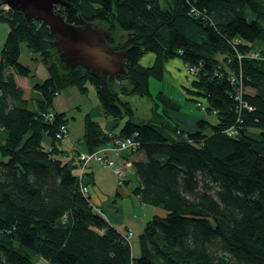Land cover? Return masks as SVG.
<instances>
[{"label":"trees","instance_id":"1","mask_svg":"<svg viewBox=\"0 0 264 264\" xmlns=\"http://www.w3.org/2000/svg\"><path fill=\"white\" fill-rule=\"evenodd\" d=\"M64 2L54 12L68 23L96 20L128 33L113 49L124 52L125 74L104 82L82 67L65 68L51 57L53 35L44 23L19 11L2 16L8 32L0 51V264H31L32 253L47 264H264V5ZM106 40L114 42L112 36ZM21 44L42 59V82L31 80L35 75L19 62ZM251 48L257 57L250 56ZM148 53L155 61L143 67L140 60ZM174 58L196 70L185 97L205 103V117L193 130L178 126L185 139L160 117L134 121L133 109L120 97L150 96L148 79L161 80L165 60ZM21 78L30 87L21 86ZM112 81L123 87L114 89ZM87 84L94 86L104 115L126 118L117 137L137 143L124 156L139 184L133 194L166 213L146 222L136 257L126 235L109 226L81 191L84 180L74 161L61 159L55 135L65 124L63 115L46 118L54 96L68 87L85 91ZM163 101L167 112L176 110L175 103ZM231 127L232 136L226 132ZM84 136L91 150L107 139L91 122Z\"/></svg>","mask_w":264,"mask_h":264},{"label":"crops","instance_id":"2","mask_svg":"<svg viewBox=\"0 0 264 264\" xmlns=\"http://www.w3.org/2000/svg\"><path fill=\"white\" fill-rule=\"evenodd\" d=\"M142 59H145L144 63L142 62ZM154 60L155 56L148 53L141 58L140 64L143 67H150ZM41 61L42 59L40 57L29 53L25 44L20 45L19 62L22 65L27 66L32 74L35 75L36 66ZM182 65L181 61L177 58L169 60L165 67V73L163 72L161 81H156L154 79L150 82L149 88L151 87L156 91L155 93L161 92L165 95H168L165 91V85L175 88L179 96H177L176 99H173L174 102L177 104L185 103V107L189 111V115L182 114L181 116H178L176 114V117L178 120L180 119V121L189 124L190 127L195 121H197V119L203 118V115H201L197 109L195 110L189 105L187 106L186 102L181 103L184 95L183 90L189 87L188 84L183 81L184 71ZM31 80L37 82L42 81L37 80L35 76L31 78ZM19 84L26 87H30L31 85L30 80L27 78L19 79ZM63 91L66 93L63 94V96L59 93V97H55L51 104V110L63 115V119L68 128V135L59 146L60 150H67V153H70L71 150L77 149H81L83 152H88V149L92 146L88 143L84 135L89 122L96 124L103 134L118 135L120 133L121 127L126 118L123 115L121 120H117L104 115L99 107L96 91L93 85L87 84L85 91H81L76 87H68ZM120 97L122 101L128 102L131 106V103L128 100V97H131V95H128V97L120 95ZM149 108L146 109L145 114L140 118L136 117L134 113V121L153 122L150 120V118L153 119V107ZM83 112L84 115L82 116V119L76 122ZM169 134L172 137V133L170 132ZM46 139L47 141H44V145L46 148H49L50 139ZM109 142L110 141L108 140H103L101 145L109 146ZM126 155L127 154L115 155L114 153H107V157L117 163H119L121 158ZM83 180L84 185L89 188L90 202L94 211L100 214L107 221L109 226L113 227L120 234L126 235L127 233H131L128 237L129 243L134 236V233L139 235L147 221L155 216L164 217L166 215L165 211L161 208L145 204L133 194V190L139 186L133 169L129 168V172L126 174V177H124L123 184L121 185H117L116 178L110 169L96 165L84 172Z\"/></svg>","mask_w":264,"mask_h":264},{"label":"water","instance_id":"3","mask_svg":"<svg viewBox=\"0 0 264 264\" xmlns=\"http://www.w3.org/2000/svg\"><path fill=\"white\" fill-rule=\"evenodd\" d=\"M1 4L22 12L27 20L44 23L53 35L49 45L57 49L65 67H82L104 82L125 74L124 52L113 50L128 39L121 29L111 33L115 42L110 45L105 33L92 23L71 24L55 13V6L66 5L64 0H2Z\"/></svg>","mask_w":264,"mask_h":264},{"label":"rangeland","instance_id":"4","mask_svg":"<svg viewBox=\"0 0 264 264\" xmlns=\"http://www.w3.org/2000/svg\"><path fill=\"white\" fill-rule=\"evenodd\" d=\"M1 1L2 0H0V51H1L2 47H3L4 40H5L6 34L8 32V24H7V22H5L2 19V16L3 17L4 16L7 17V15H10L11 12H12V10L8 6H4L3 4H1ZM259 1L261 2V4L264 5V0H259ZM246 13H247V16L249 18L252 17V14L250 13V11L248 9H246ZM89 23H92L93 25H95L96 27H98L101 31H103L105 33V37H107V38H109V36H112L111 33L114 31L115 28H117L116 26L111 25V23H107V22L104 23V22H100V21H96V20L89 21ZM259 23L261 24L262 27H264V19H259ZM127 37H128V33H127ZM194 37H195L196 40H199L198 39V37H199L198 34H196ZM113 40H114V38H113ZM114 42H115V40H114ZM114 42H109V44L110 45H113ZM21 45H24V44H21ZM50 49H51V51H50L51 52V57L53 59H57V61H60L62 63V66L65 67L63 61L61 60V57L59 56V52L56 51V48H50ZM251 49L252 50H249V51H252V52L258 54L257 51H253V50H256L257 48H251ZM260 58L261 57H258L257 60H260ZM219 59H221V58L219 57ZM170 60H172V59H170ZM144 61H145V59H142V62L143 63H144ZM168 61L169 60H165V62L163 64V72L164 73H165V67H166ZM182 67H183L182 69L184 71V79H183V81L185 83H187L188 86H190L189 83H191V79L188 77V75L186 73L185 65H182ZM65 68H68V67H65ZM35 77L39 81L40 80H45L47 78L46 67L44 66V63L42 61L39 62L37 64V66H36V69H35ZM162 77H163V73H162ZM153 80H154L153 78L148 79V81H147L148 82V85ZM121 84L122 83H119V82L116 83V82L112 81V83L110 85L114 89L119 90L118 89L119 87H123ZM165 87H166L165 88V91L168 93V95H165V94H163L161 92L155 93L156 91H154L150 87L149 88V90H150V96H139V95L132 96L131 95V97H128V96L127 97H128V100L131 103L132 109L134 110V113H135V116L136 117H139V118L142 117L145 114L146 109H148L149 107L150 108L153 107V119L150 118V120H152V121L153 120H158L159 117H160L161 120L166 124V129L171 130L173 132V134L175 133V136L178 137V139H179V138H181L178 135V132H177L178 130H181V129H177L179 125L183 129V131L186 132V131L193 130L194 127H195V125H196V123H197V121H195L194 124L189 127V124H187L184 121L183 122L180 121V119L179 120L177 119L176 114L178 116H181L182 114L189 115L188 114L189 111L185 107V103L184 102H186V105L187 106L189 105L190 107L194 108L195 110L197 109L201 113V115H203L204 117H205V115H204V113H202L200 111V108H198V106L194 104V101L193 100H189L187 97H185V94L186 95L188 94V93H185V92H187V90H186L187 88H185V90H183V92H184L183 99L181 98L182 101L184 100L183 102L181 101V103H184V104H180V103L177 104L173 100V99H176L177 96H179L177 94V92H176V89L175 88H171L170 86H166V85H165ZM65 93H66L65 91H61L60 92L61 96H63V94H65ZM159 93H161V94H159ZM59 95L58 96L57 95L54 96L53 97V100H54L55 97H59ZM163 99L175 103L176 106H177L176 107V110L175 111L172 110V112H167L165 110L166 107L164 105ZM49 111L52 112V113H55V111L51 110V108L49 109ZM83 115H84V112L76 120V122L80 121V119H82V116ZM141 122H143V121H141ZM65 126H66V123H65ZM66 128H67V126H66ZM250 133L252 135L253 134L254 135L256 134L255 132H252V131ZM180 134L182 136L186 135L185 133L182 134L181 132H180ZM67 135H68V128H67ZM67 135L62 140H57L56 139L57 140L56 143H57L58 146H60L61 143L66 139ZM110 136L107 135V139L106 140L110 141L111 140V137ZM112 137H117V135L112 134ZM43 141H47V139L44 138ZM50 146H51V141H50ZM50 146H49V148H50ZM106 147L107 146H103V145L100 144L99 146L95 147L93 150L88 149V152H83L81 149H77V150H71L70 153H67V150H65V151L64 150H61L60 157H61L62 160L72 159V161H74V163L76 164L75 167L77 168V173L80 174L81 177H82L83 174H84V172L87 169H89V168L91 169V167H93L94 165H96V163L93 160H88L86 162V164H85L84 161H82V160L79 159V156L82 155V154H84V153H92V152L101 150V149L106 148ZM105 153H106V156H107V153H114V152L106 151V152H104V154ZM114 154L115 155H119V153H114ZM122 154H128V153L127 152H121L120 155H122ZM85 161H86V159H85ZM126 172L128 174L129 168L126 169ZM113 174H114V176L116 178L117 185L123 184V180L121 179V181H118L117 175L115 173H113ZM87 189H88V193H89V188H87ZM130 235H129V233L126 234V237L128 238ZM130 244H131V253H132V256L133 257L138 256L139 255V253H138L139 252L138 234L134 233V236L130 240ZM30 261H31V264H47L46 261L38 253H32L31 256H30Z\"/></svg>","mask_w":264,"mask_h":264},{"label":"built area","instance_id":"5","mask_svg":"<svg viewBox=\"0 0 264 264\" xmlns=\"http://www.w3.org/2000/svg\"><path fill=\"white\" fill-rule=\"evenodd\" d=\"M250 56L252 58H255V57H257V54L251 53ZM185 69H186V73H187L188 77L192 81L196 75L195 68L185 65ZM230 79L233 80V77H231ZM204 104L205 103H197V106H198V108H200L201 112L205 111ZM244 105L246 106L245 103H244ZM46 118L49 121H51L54 118V113L48 112V114L46 115ZM177 132H178V135L182 139L186 138V135L182 136L180 134V131H177ZM226 132H227V134H229L231 136L235 135V133H236V131L232 127L229 128ZM66 135H67V128H66L65 124H61L58 128V131L55 135V138L57 140H62L63 138H65ZM109 136L111 137V140L109 142L110 143L109 146H107L106 148H103L101 150L92 152V153H84V154L79 156V159L84 161L85 164L88 160H93L97 166L111 169L113 171V173H115L117 175L118 181H121V179L123 180L124 177L126 176V173H127L126 169L130 168V166H131L130 162L125 161L124 157H123V158H121V161L119 163H117V162L109 159L106 156V153L104 154V152L110 151V152L119 153V154L121 152L130 153V152L135 151L137 149V143L131 137H128V138L112 137V134H109ZM85 159H86V161H85ZM81 191L84 194L88 193V189L85 185H82ZM130 234L131 233H129V235Z\"/></svg>","mask_w":264,"mask_h":264},{"label":"bare ground","instance_id":"6","mask_svg":"<svg viewBox=\"0 0 264 264\" xmlns=\"http://www.w3.org/2000/svg\"><path fill=\"white\" fill-rule=\"evenodd\" d=\"M42 81H43V80H42ZM42 81H41V82H42Z\"/></svg>","mask_w":264,"mask_h":264},{"label":"flooded vegetation","instance_id":"7","mask_svg":"<svg viewBox=\"0 0 264 264\" xmlns=\"http://www.w3.org/2000/svg\"><path fill=\"white\" fill-rule=\"evenodd\" d=\"M112 49V48H111Z\"/></svg>","mask_w":264,"mask_h":264}]
</instances>
